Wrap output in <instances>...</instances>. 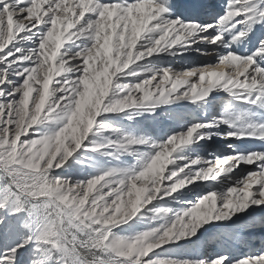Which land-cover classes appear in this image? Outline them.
I'll return each instance as SVG.
<instances>
[{
    "label": "rangeland",
    "instance_id": "374dc122",
    "mask_svg": "<svg viewBox=\"0 0 264 264\" xmlns=\"http://www.w3.org/2000/svg\"><path fill=\"white\" fill-rule=\"evenodd\" d=\"M143 1L135 0L125 8L122 3H107L110 0H56L50 35L41 41L48 16L43 6L48 0H32L29 16L40 24L38 28L25 29L27 21L18 24L9 18L6 35L0 36V55H5L0 56V64L8 55L16 56L6 67L0 65V179L8 177L16 188L10 195L15 210L25 213V242H32L36 264H157L160 258L192 264L219 256L227 258L224 264H232L264 251V196L259 195L264 191V90L239 93L244 112L248 109L253 114L248 127L235 121L239 112L234 104L239 103L231 96L238 95L235 89L245 83V74L248 81H264V53L259 55L262 50L258 49L264 40V20L246 21L236 29L225 21L211 35L201 29L191 36L179 34L182 46L173 51L192 50L189 57L181 56L188 61L181 64L175 59L178 54H165L173 47L160 55L149 54L164 38L156 30L152 35L143 28L146 18L160 27L153 23V0ZM210 2L212 6L206 4L199 19L215 25L212 18L224 14L227 0ZM142 4L148 7L146 11ZM253 5L256 10L264 9V0H249L248 7ZM97 10L100 14L94 22L83 25L85 13ZM248 15L241 13L242 17ZM172 28L170 25L167 44L175 40ZM238 31L249 32L233 39ZM215 36L221 39L212 43ZM6 47L13 52L6 54ZM202 48L213 50L199 62ZM218 53L241 62L224 59L228 60L224 82L204 102L191 101L188 96L200 90L199 83L209 77L199 71L207 66L197 64ZM253 53L256 67H251L253 61L247 62ZM259 67L262 69L257 70ZM185 72L192 75L177 76ZM178 79L186 82L177 83ZM142 82L141 89H131L132 98L148 94V99L120 113L101 111L98 100L102 94L111 95L118 84ZM221 99L224 103L217 105L215 101ZM69 103L76 110L75 121L58 139H49L46 133L59 127L58 120L66 119L60 111ZM197 104L204 109H197ZM217 109L222 116L211 118ZM102 117L108 118L103 121L107 127L100 129ZM232 132L242 139L231 137ZM169 137L174 139L166 146L168 154L137 175L144 155L164 151L161 145ZM233 151L239 158L231 157L219 168L217 157ZM194 159L196 164L191 163ZM201 169H211L206 179L186 181L185 187L166 195L185 173L195 175ZM122 176L124 182L120 183ZM246 177L250 178L248 185L242 183ZM251 179L257 181V187ZM230 188L235 191L229 192ZM213 192L215 199L197 206L200 197ZM247 192L251 195L246 196ZM254 198L262 205L254 206ZM7 202L8 196L0 199V208ZM241 203L248 206L246 210ZM218 210L231 218L216 221ZM209 216L210 222L204 223ZM195 221L202 226L192 236ZM166 229H171L170 239L163 237ZM179 231L187 235L177 240ZM136 235L145 236L141 249L119 255L114 241ZM152 252L156 256L145 260Z\"/></svg>",
    "mask_w": 264,
    "mask_h": 264
},
{
    "label": "snow or ice",
    "instance_id": "6c2138e0",
    "mask_svg": "<svg viewBox=\"0 0 264 264\" xmlns=\"http://www.w3.org/2000/svg\"><path fill=\"white\" fill-rule=\"evenodd\" d=\"M100 2L105 3L106 0H100ZM107 3H122V6L126 8L129 3H135V0H110V2ZM248 3L249 0H239V2L238 0H227L224 14L216 19L215 25H212L200 22V14L208 7V5L203 3V0H188L187 3L181 5L184 9V13H186L183 15H178L173 12V8L177 6L172 4L171 0H153V7L156 9L153 13V16L156 17L153 20V23L163 26L159 29V32H164L165 27L175 24L179 27L189 29V32L192 33L197 29H201L204 33L211 35L215 32L216 26L224 24L225 21H231L236 29L238 24L244 26L246 21L264 20V9L256 10L255 5L248 7ZM32 6V0H0V36L6 35L9 18L18 24L27 21L28 23H24L23 25L25 29H29L31 27L38 28L40 24L36 23L35 18L29 16ZM43 7L48 13V16L46 17L47 23H45L46 30L41 31L40 33L41 41L45 39L46 35H50L48 29L50 25L54 23L51 17L56 7V0H48ZM242 12L250 13V15L242 17ZM99 14L98 10L92 13H85V15L81 18L82 24L86 26L94 22L95 17ZM253 24L255 23L250 25V30L252 29ZM159 32L157 34H159ZM248 32L244 33V36H247ZM20 34L25 33L21 32ZM160 38L163 39V36ZM39 46L42 48L44 45L41 42ZM258 49L262 50L259 52V55L264 53V40L260 41ZM5 50H7L6 54L13 52V50L9 47H6L4 51ZM253 56H255L254 53L248 56V63H252ZM15 59V55H8L4 64L0 65H5L6 67L8 62ZM223 59L235 60L234 57H224ZM220 65L223 64L221 63L202 67L199 71L208 72L209 75H214L218 72L217 68ZM245 68H247V64L245 65ZM259 69L262 68L259 67L257 70ZM187 74L189 76L192 75L191 72H188ZM164 78L167 79V76L165 75ZM201 79H203V77H201ZM249 179V177L244 178L242 183L244 185H248ZM251 183L255 185L257 184V181L255 179H251ZM5 188H7V192L4 191ZM15 192L16 188L10 183L8 177L0 179V199L8 196V202L3 208H0V264H36V257L32 255L34 252L33 244L31 241L25 242V237L27 235L23 224L25 213L12 210L15 205L10 194ZM216 195L217 194L213 196V199H215ZM248 195H251V193H248ZM259 195L264 196V191H261ZM253 202V205L256 207L262 205L259 199L254 198ZM201 203H203V201H201ZM230 203L231 202H229V206ZM243 207L246 210L248 206L244 205ZM150 254L144 259L151 260L156 256L153 252ZM226 259L227 258L224 256H219L211 260L210 264H224ZM157 264H173V262L170 259L166 261L164 258H160L158 259ZM184 264H189V262L185 261ZM192 264H209V261H193ZM232 264H264V251L254 255H248L246 258H241L237 261H233Z\"/></svg>",
    "mask_w": 264,
    "mask_h": 264
},
{
    "label": "clouds",
    "instance_id": "9594fccd",
    "mask_svg": "<svg viewBox=\"0 0 264 264\" xmlns=\"http://www.w3.org/2000/svg\"><path fill=\"white\" fill-rule=\"evenodd\" d=\"M189 36H191L193 33L192 32H188L187 33ZM244 32L243 31H238L236 33V35L233 37V39H237L239 36H243ZM203 39L207 40L208 37H204ZM221 39L220 36H215L211 38V42L215 43L217 40ZM159 41H157L158 43ZM158 49H153L150 48L149 49V54H151L152 51H157ZM77 55H79V53H77ZM229 56H232L233 54L231 52H229L228 54ZM224 57H221V59H223ZM149 71H151L152 69L149 68ZM167 71L165 70V75L167 76ZM188 72L185 73H177L178 77H187L189 76L187 74ZM185 80L182 79H178L177 83H185ZM142 84H138V85H132L130 86L129 84L125 83L123 85H117L115 88L112 89L111 95H108L107 93H104L100 96L98 103L102 104L103 107L101 109L102 112L104 113H120L123 111L124 108L126 107H132L135 104L139 103V101L142 100H146L148 99V94L138 98V100H134L132 98L131 95V89L137 88V89H141L142 88ZM195 89L193 88V91ZM127 91V95H121L120 93H123ZM208 96V91H204L200 98L203 97H207ZM131 101V103H130ZM207 103H210L211 101L208 99L206 101ZM215 103L217 105H220L222 103H224V101L221 100H217L215 101ZM60 115L66 119H61L58 120V128L55 129H50V131L48 133H46V135L49 137V139H51L52 137H56L57 139L61 136V134L65 133L66 130L72 125V123L75 121V116H76V110L73 108L72 104L69 103V105L66 108L61 109L60 111ZM108 119L107 117H102V120L100 122V124L98 125V128L102 129L107 127V123H104L103 121ZM91 123V122H90ZM195 127V126H193ZM85 132H87V129H84ZM264 134V133H262ZM174 137H169L166 141H164V143L161 145L162 148H164V151H160V152H156L155 155L152 154V152H148L146 155H144L143 159L140 161V171L137 173V175H143L144 174V170L149 168L151 165H153L155 163L156 160H158L161 156H166L168 154V148L166 147L168 144H171L173 141ZM198 162V160H192L191 163L196 164ZM167 163H173L172 160H168ZM217 163H223L222 161H217ZM181 172H183V168L180 169ZM209 171H211V169H201L200 172L196 173L195 175H192L190 173H185L184 174V179H177L176 182L174 184H172L170 186V189L168 192H166V195H171L172 193L177 192L178 189L185 187L186 186V181L187 183H192L197 177L206 179L208 177ZM173 176L176 175L175 172L172 173ZM128 177L132 176V173L129 172L127 173ZM124 182V177H121L120 183ZM235 191V189H229V192H233ZM179 195V193H177ZM216 193H208L202 197H200V199L197 201V206L203 205L206 201H209L211 199H213V196H215ZM149 199H152V194L149 193ZM201 201H203V203H201ZM254 203V202H253ZM244 204L241 203L240 207L242 210L244 209ZM154 207H156L154 205ZM219 211V210H218ZM183 217L185 219L188 218V210L185 209L183 212ZM231 216H229L228 212L225 211H219V215L216 216V221H224L227 219H230ZM169 219H171V217H169ZM210 222V216L208 218L205 219L204 223H209ZM202 226V224L199 221H195L191 223V227H192V236L196 234L197 230L200 229ZM171 233V229H166L164 231L163 237H168L169 239L171 238L170 236ZM187 235L186 231H179V234L176 236L177 240H180L181 237ZM163 237H161V239H163ZM145 239L144 235H136L133 237H129L127 238V240H123V239H119L117 238L114 241V247L115 250L118 252L119 255H129L130 251L135 248L137 251H139L141 249V247L143 246V240ZM134 242V243H133ZM148 247H151V245H148ZM210 264V261H209Z\"/></svg>",
    "mask_w": 264,
    "mask_h": 264
},
{
    "label": "bare ground",
    "instance_id": "6f19581e",
    "mask_svg": "<svg viewBox=\"0 0 264 264\" xmlns=\"http://www.w3.org/2000/svg\"><path fill=\"white\" fill-rule=\"evenodd\" d=\"M142 3L143 2H145V1H143V0H140ZM188 2V0H171V3L172 4H174V5H176L177 7H174L173 8V11H175L176 12V14H178V15H183V14H186V13H184V9H183V7H181V5H183V4H185V3H187ZM203 3H205V4H208L209 6L211 5L212 6V3L210 2V0H203ZM142 6V8H143V10L144 11H146L147 10V6L146 7H144L143 6V4L141 5ZM217 8H221L220 6H218L217 5ZM115 11V10H114ZM205 11V10H204ZM207 12V11H206ZM220 12V11H219ZM144 13V12H143ZM207 13H209V12H207ZM111 14V13H110ZM145 14V13H144ZM113 15V14H112ZM116 15V14H115ZM101 16V15H100ZM219 16H221V15H219V14H217L216 13V15L212 18V19H214V22H216V19L219 17ZM114 17V16H113ZM116 17V16H115ZM118 18V17H117ZM103 19V18H102ZM111 19H112V17H111ZM115 19V18H114ZM151 20V18H146V20H144V22H143V28L144 29H146V32H148V34H152V33H155V30H156V33H158L159 32V29L161 28V27H163L162 25H160V27H158L157 28V25H152L151 23H152V21H151V23H149V21ZM210 20V19H209ZM112 22V21H111ZM210 22V21H209ZM148 23H149V25H148ZM113 26V25H112ZM159 26V25H158ZM173 26V36H174V38H175V40H174V42H172V43H170V44H167V42H168V40H169V42L171 41V30H169V26L168 27H165L164 28V32H159V34H162L161 36H163V38H164V41H163V43L162 44H159V46H158V50L157 51H155V52H153L152 53V55H160L161 54V52L162 51H164L165 49H171L172 47V49L170 50V51H166L165 52V54L167 53H169V55H175V54H178V57H176L175 59H178V60H180V62H181V64L182 63H188V61H186L185 59L183 60V57H181V56H185V57H189V54L191 53V51L192 50H179V51H173L174 49H176V48H179L180 46H182V44H178L179 43V41L180 40H182V39H180L179 38V34H182V35H188L187 33L189 32V29H186V28H183V27H181L182 28V31H176L177 29H176V26H175V24L174 25H172ZM157 28V29H156ZM180 28V29H181ZM139 29V28H138ZM141 31V30H140ZM143 31V30H142ZM138 33V32H137ZM140 34H141V32H139ZM138 33V34H139ZM139 34V35H140ZM143 35V34H142ZM153 35V34H152ZM138 36V35H137ZM186 37V36H185ZM138 38V37H137ZM184 38V37H183ZM149 40H152V38L151 39H149ZM204 41V40H203ZM178 44V45H177ZM213 49H210V50H204L203 48L202 49H200L199 50V54H200V56H199V58H198V61L200 62V59L201 58H205V56H208V55H210V52L212 51ZM219 51H220V49H219ZM151 56V55H150ZM258 56V55H257ZM221 54L220 53H218L217 54V56H216V58H210V59H207V60H205L203 63H199V64H197V65H206V66H209V65H216V64H223V65H220L218 68H217V70H218V72L216 73V74H214V75H209V73L208 72H206L207 74H208V80H207V78H204V83L202 84V82H200L199 84H200V90L199 89H197L196 91H194L191 95H189L188 97H189V99L191 100V101H201V102H204L205 100H206V98L209 96V94L212 92V90L218 85V84H220L224 79H225V77L227 76V71H226V67H227V65H228V60H222L221 59ZM256 59V58H255ZM254 59V60H255ZM254 60H253V63L251 64V67H252V65L254 64ZM257 61V60H256ZM232 62H234V64H238L239 62H241V60L240 61H238L237 60V58H235V60H233L232 59ZM248 62V61H247ZM177 64H179V63H177ZM190 64V63H189ZM257 63H255V65H256ZM230 65V64H229ZM190 67H194L195 65H189ZM179 67H180V65H179ZM179 67H177V68H179ZM254 68V67H253ZM252 69V68H251ZM180 70V69H179ZM219 71H223V72H219ZM251 72V71H250ZM203 73H205V72H202L201 71V75L203 74ZM253 73V71L250 73V74H252ZM260 73V72H259ZM203 76V75H202ZM244 77H246V79H245V83H243V84H240L239 86H237V88L235 89L236 90V93L238 94V95H235L234 93L233 94H231V96H233L234 98H236L238 101H234V103L235 102H238L239 104H234V106L236 107V109L238 110V112H239V115L237 116V119L235 120V121H237V122H240V124H242V127H244V125H245V127H248L247 125L250 123V121H252L253 120V114L252 113H250V112H252V111H250V112H248L249 110L247 109V111L246 112H244V110H246L245 109V107H244V105H243V99L241 98V96L242 95H240L239 93L240 92H249V94L250 93H252V92H255V91H260V90H264V81H258V80H256V81H251V80H249V81H251V82H249L248 81V79H247V76H246V74L244 75ZM254 78H256V77H254ZM224 82V81H223ZM224 87H226V84H224V85H222L221 86V88H224ZM204 91H208V96L207 97H203V98H200V96H201V94L204 92ZM262 93V92H261ZM259 94V93H258ZM261 95H263V94H261ZM202 104V103H201ZM182 108V110L183 111H188V109L186 108V106H182L181 107ZM197 109H200V110H202V109H204L200 104L198 105L197 104ZM200 113H201V111H199ZM213 112V111H212ZM211 113V112H210ZM219 116H222V113L221 112H218V109L217 110H215V112L213 113V114H211V118H214V119H216V118H218ZM238 117H239V119H238ZM239 124V126H241ZM229 130H232L231 129V127H229ZM230 136L231 137H233V138H235V139H237L238 141H240L241 139H242V135L241 134H239V133H237V132H232L231 134H230ZM239 143V142H238ZM240 144V143H239ZM236 152V151H235ZM236 153H234V151H233V153H228V152H226L224 155H220V156H218L217 157V160L218 161H222L223 163H219V164H217L218 165V167L220 168L221 166H226L225 165V163L228 161V160H230V158L232 157V158H234V159H238L239 157H236V155H235ZM230 170V169H229ZM258 186V184H256V187ZM246 196H248V192L246 193ZM13 211H16L15 210V208L13 207V209H12Z\"/></svg>",
    "mask_w": 264,
    "mask_h": 264
}]
</instances>
